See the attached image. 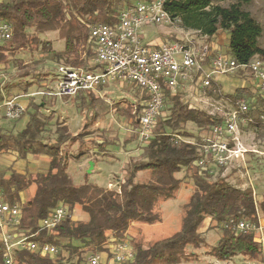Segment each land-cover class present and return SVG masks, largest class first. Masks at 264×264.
<instances>
[{
	"label": "trees",
	"instance_id": "trees-1",
	"mask_svg": "<svg viewBox=\"0 0 264 264\" xmlns=\"http://www.w3.org/2000/svg\"><path fill=\"white\" fill-rule=\"evenodd\" d=\"M151 1L4 0L0 3V22L12 27V36L7 41H0V62L5 63L7 56H13L21 49L35 46L40 48L41 54L49 55V60L57 66L100 72V66L89 64L95 56V45L90 39L91 28L98 24L113 25L120 11ZM252 3L253 0H166L164 9L181 29L198 33L208 41L217 38L220 33L227 35L225 51L211 53L209 48L202 66H210L218 55L230 57L237 66H244L254 60L264 62L262 27L250 11ZM30 29L35 33L29 34ZM56 31L64 40V48L60 52L52 50L49 42H41L37 37ZM29 75V72H23L19 75L20 81L3 87L0 85V103L17 97L14 92L27 95L33 84L40 86L39 83L44 80L40 74H34L32 82L23 81ZM198 75L194 78L197 79ZM210 86L214 87L213 83ZM135 90L139 101L125 107L115 103L113 108L137 128L147 97L144 92ZM257 96V112L250 113L248 110L244 118L250 120L247 125L262 128L259 117L264 114V101ZM242 97H251L250 91L239 89L229 98L236 105ZM56 98L43 96L41 103L37 104L34 97H30L27 105L29 117L24 128L12 133L0 127V154L14 153L21 160L28 156H45L48 159L45 173L12 170H8L9 175L0 173V192L10 204L18 203L21 193L31 186L35 187L33 196L20 206L21 219L17 232L23 233L30 242L49 244L57 249L54 258H42L28 250H15L14 264H86L89 254L106 252L104 245L109 238L122 241L131 224L159 223L155 206L159 200L173 197L182 182L176 175L183 170L185 178L192 181L194 190L183 206L180 231L147 248L132 241L134 260L125 264H180L187 260L188 247L197 249L205 244L199 227L207 218L222 232L217 246L208 252L211 258L218 262H230L238 255L256 259L261 254L262 247L255 241L254 233L237 232L234 227L242 220L257 226L258 212L264 223V199L256 204L252 190L233 187L223 178L213 181L209 170L197 166L203 136L194 139L193 143L172 139L173 135L190 136L184 131V126L189 123L202 134H208L214 125L223 122V118L190 107L182 101L181 91L174 95L166 93L164 108L170 105L169 117L156 123L153 138L140 149L139 159L127 164L118 190H107L92 184L76 187L66 172L69 155H64L62 148L83 138L84 133L72 135L62 123H56V129L51 133V117H44L40 108L46 104L52 108ZM69 98L60 97L64 100ZM72 100L76 104L79 102V107H92L95 117L108 108L105 104L101 107L95 105L99 100L92 91L79 92ZM93 144L98 151L93 153L94 157L104 155L107 142L94 141ZM86 155L81 153L71 157L80 160ZM140 172H149L148 182H136ZM59 205L67 209L65 220L53 230L41 228L40 222ZM75 207H80L87 215V221L72 220ZM231 220L233 224H229ZM62 252L67 254L66 258L61 255ZM4 253L5 247L0 240V264H3Z\"/></svg>",
	"mask_w": 264,
	"mask_h": 264
},
{
	"label": "rangeland",
	"instance_id": "rangeland-1",
	"mask_svg": "<svg viewBox=\"0 0 264 264\" xmlns=\"http://www.w3.org/2000/svg\"><path fill=\"white\" fill-rule=\"evenodd\" d=\"M250 11L262 27V44L264 45V0H253ZM161 27L166 28L167 31L173 34V41L175 42L180 41L181 37H184L187 32L181 29L178 24L163 25ZM28 33L33 34L35 32L33 29H30ZM189 36L197 40L198 44L201 42L199 34L191 33ZM37 37L41 42H49L51 49L56 52H60L64 48V40L57 31L39 34ZM226 37L227 35L224 33L218 35V39L220 38L221 42ZM175 38L180 39L175 40ZM222 51L224 52L225 50ZM5 61V63L0 62L1 87L20 81L19 75L27 71L30 75L23 81L32 82L35 80L33 78L34 74H40L42 80L44 79L43 82L39 83L40 86L33 84L27 95L33 94L36 91H45L46 88L54 90L59 66L49 60V55L41 54L40 48L29 46L17 51L13 56H7ZM89 64L94 65V59ZM251 79L247 71L237 69L232 75H213V89L211 86L203 89L201 82H197V79L193 78V81L188 84V89L186 88L182 92V101L192 108L203 110L210 115L223 119L227 114L237 110L238 103L242 99L247 101L250 113L257 112L258 105H256V102H258V96L255 93L254 84ZM239 89L249 90L251 97H242L235 105L230 101L229 97L234 95L235 91ZM102 90L101 95L95 94V97L99 100L95 105L101 107L102 104H105L108 108L106 111L100 112L96 117L94 116L96 112L92 107H79V102L77 104L74 103L72 97L66 100L56 98L55 105L52 108L47 104L42 105L40 113L44 117H51L49 127L51 133L56 129V123L63 124L64 122L67 123L70 134L77 135L84 133L83 138H80L75 143H67L62 148L63 154L69 155L66 172L74 186L79 187L84 184H92L107 190H118V184L124 176L123 153L133 154L145 145L138 143L135 133L136 127H133L126 117L119 116L114 111L113 104L117 103L121 107H125L129 103L139 101V95H137L138 93L135 88L131 86L121 87L114 85ZM196 92L197 95H195ZM21 94L14 92V95H18L17 101L24 107L25 111L18 120L8 121L2 116V111H0V127L7 132L16 133L22 130L28 121L27 105L30 97ZM33 97L35 103L40 104L43 96ZM169 108V104L165 106L156 123L169 117ZM240 119H244V116H241ZM242 121L237 124L238 137L241 144L246 150L254 149L259 153H263L264 144L262 136L264 135V129L245 125ZM184 131L190 136H180L181 140L192 143L194 139L207 135L202 134L203 132L190 123L184 126ZM94 141L107 142V146L103 152L104 155L98 157V161L95 160L93 155V153L98 152L93 144ZM81 153H87V155L83 156L80 160L71 157H75ZM89 159L91 161H88ZM138 159L139 157L134 156L130 160L136 161ZM90 163L95 164L94 167L92 166V170H90ZM227 168L211 169L212 180L215 181L218 178H223L233 187L241 190H252L256 204L264 199V154L247 152L244 154L243 160L239 159L233 168L229 170ZM47 169L48 159L45 156H28L26 159L21 160L14 153L0 154V173L5 172L6 175L10 173L8 170L18 173L27 172L35 174L45 173ZM226 171H229L228 174H225ZM185 174L183 170L176 175L178 179H182V182L173 197L169 200H159L156 204L155 212L159 215V223L154 225L137 223L130 225L128 236L131 237V241L140 243L143 248H147L180 231L184 214L183 206L187 203L194 190L192 181L186 179ZM148 179H150L149 172H140L137 175L136 182L146 183ZM34 191L35 187L31 186L27 191L21 193L20 201L15 204L19 206L24 204L33 196ZM258 215L261 220L262 229L254 232V237L255 241L261 244L262 252L256 259L238 255L230 262H218L211 258L208 252L217 246L222 237V232L219 228H215L213 223H209L208 218L206 223L203 222L199 227V232L204 237L205 244L197 249L188 247L186 249L187 260L180 264H264V223L261 214L259 213ZM87 219V215L82 212L80 207H75L72 213V220L74 222H85ZM61 255L64 258L67 257L65 252H62ZM87 256L85 255L84 257ZM154 264L163 263L157 262Z\"/></svg>",
	"mask_w": 264,
	"mask_h": 264
},
{
	"label": "built area",
	"instance_id": "built-area-1",
	"mask_svg": "<svg viewBox=\"0 0 264 264\" xmlns=\"http://www.w3.org/2000/svg\"><path fill=\"white\" fill-rule=\"evenodd\" d=\"M2 1L4 0H0V3ZM165 2L166 0H152L137 3L120 11L113 25L98 24L91 28L90 39L95 45L94 64L101 67L100 72L59 66L54 90L36 91L26 96L75 97L82 91L96 93L114 85L135 87L147 97L135 130L138 143L143 145L153 138L152 131L164 109L166 93L174 95L179 91L184 92L197 74L202 88L205 89L213 83V75H232L237 69L247 71L256 93L264 101V62L261 60L237 66L230 57L218 55L205 68L202 63L209 51L206 45L195 47L192 41L163 43L159 46L143 44L140 39L143 28L177 23L165 11ZM11 36L12 27L6 22H0V41H7ZM18 98L6 99L0 103L2 116L8 121L18 120L24 111V107L17 101ZM248 110L247 101L240 100L236 111L227 114L221 124L214 125L203 136L198 167L211 173L213 168H227L232 160H243L247 152L264 154L254 149L246 150L239 140L237 124L243 120L242 123L246 125L250 121L246 118L240 119ZM259 124L264 129V114L260 115ZM174 138L182 141L179 136L173 135L172 139ZM262 142L264 144V135ZM20 211L19 205L8 203L0 192V235L5 247L3 264H14L15 250H28L42 258H54L57 254L54 246L30 242L23 233L17 232ZM258 214L259 212L257 226L242 220L236 223L235 230L241 233L260 231L262 224ZM66 215V207L59 205L40 222V227L53 230L65 220ZM229 224H233V220ZM104 249L106 252L89 255L86 264H125L134 260L135 251L127 233L122 241L109 238ZM102 254L110 257L104 262Z\"/></svg>",
	"mask_w": 264,
	"mask_h": 264
},
{
	"label": "crops",
	"instance_id": "crops-1",
	"mask_svg": "<svg viewBox=\"0 0 264 264\" xmlns=\"http://www.w3.org/2000/svg\"><path fill=\"white\" fill-rule=\"evenodd\" d=\"M191 33L192 34H198V33H194V32H186V35L184 37L182 36L181 39L179 38L180 41H182V42L192 41L193 45L195 47H200V46L206 45L210 48L211 53H213V52L217 53V51L224 50L225 41H226L227 37L224 38L223 42H221L219 40L220 38L218 39V37L215 39H212L211 41H208L205 37L201 36L199 39L201 42L199 41L200 43L198 44L197 40H195L192 36H189ZM176 38H175V40H179ZM140 39H141L143 44H152L154 46H159L163 43L175 42V41H173V39H174L173 34L169 31H167L166 28L161 27V26H159V27L147 26V27L143 28L141 31V34H140ZM208 67H209V65L205 66V68H208ZM197 82H199L198 78H197ZM186 88L188 89V85H187V87H185V90H186ZM102 91L100 90V91L96 92L95 94L101 95ZM195 95H197V92L195 93ZM63 125L68 128L66 122H64ZM68 130H69V128H68ZM141 153H142L141 150H138L137 152H135L133 154L132 153L131 154L123 153L124 154V163H123L124 169H125V166L131 161L130 159L132 157H134V156L139 157L141 155ZM98 157H100V156L95 157L96 161L99 160ZM88 161H91V160L89 159ZM237 161L238 160H232L229 167L227 168V170L233 168L235 163H237ZM94 166H95V164L93 165V167ZM228 172L229 171H226L225 174H228ZM223 176H226V175H223ZM147 181H149V179ZM207 219H205V221H204L205 223H206ZM209 223H210V219H209ZM128 233H129V230L127 231V234ZM106 259H107V256L105 254H102V260L105 262Z\"/></svg>",
	"mask_w": 264,
	"mask_h": 264
},
{
	"label": "water",
	"instance_id": "water-1",
	"mask_svg": "<svg viewBox=\"0 0 264 264\" xmlns=\"http://www.w3.org/2000/svg\"><path fill=\"white\" fill-rule=\"evenodd\" d=\"M92 166H93V164H92V163H90V170L92 169Z\"/></svg>",
	"mask_w": 264,
	"mask_h": 264
}]
</instances>
